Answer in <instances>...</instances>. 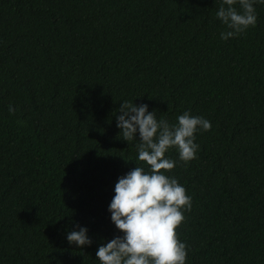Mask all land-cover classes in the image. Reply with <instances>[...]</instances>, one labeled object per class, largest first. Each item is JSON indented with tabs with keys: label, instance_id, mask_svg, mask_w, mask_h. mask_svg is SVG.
<instances>
[{
	"label": "trees",
	"instance_id": "1",
	"mask_svg": "<svg viewBox=\"0 0 264 264\" xmlns=\"http://www.w3.org/2000/svg\"><path fill=\"white\" fill-rule=\"evenodd\" d=\"M0 264H264V0H0Z\"/></svg>",
	"mask_w": 264,
	"mask_h": 264
}]
</instances>
